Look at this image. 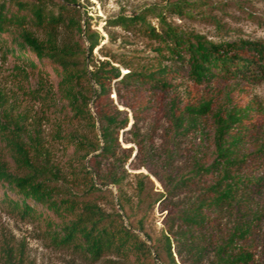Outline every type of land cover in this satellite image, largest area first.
Masks as SVG:
<instances>
[{"label": "trees", "instance_id": "trees-1", "mask_svg": "<svg viewBox=\"0 0 264 264\" xmlns=\"http://www.w3.org/2000/svg\"><path fill=\"white\" fill-rule=\"evenodd\" d=\"M116 28L162 45L150 52L125 50L115 44L119 37ZM104 29L107 41L102 43L104 36L91 27L80 0H0V45L16 47L17 57L32 70L43 73L45 66H51L57 78L53 88L40 74L36 87L28 91L40 103L41 115L18 110L15 103L7 106L0 90V141L13 163L12 168L0 158V184L6 189L4 204L22 217L44 220L54 247L70 249L92 263L113 255L125 264H156L155 259L161 264H176L173 244L177 242L179 254L185 251L189 264H201L210 246L214 256L209 264H248L253 255L240 242L251 236L257 215L235 222L224 233L218 231L214 239H206L204 232L224 211L239 205L248 208L250 194L264 182V125L261 141L247 153L248 108H237L230 99L217 107L211 98L197 100L190 96L182 106L173 101V134L203 131L202 124L210 120L211 150L207 159L196 150L186 173L175 178L166 174L165 192L185 189L206 176L211 180L168 217L164 229L153 232L150 215L163 193L154 197L147 194L143 173L128 180L123 166L130 153L123 151L118 156L116 150L120 147L118 135L128 126L129 117L113 103L111 93L114 90L119 99L127 94L135 101L143 90L154 96L157 91L174 87L173 81L185 75L182 69L196 85L213 80L260 83L264 81V43L242 39L213 42L199 34H178L168 25L162 35L146 21L145 12L110 18ZM94 50L101 57H95ZM149 107V99L133 106L135 121L131 128L138 144L136 122L139 113ZM57 109L63 119L55 123L54 138L71 145L75 160L80 162L79 168L69 172L71 181L79 180L75 182L79 194L71 191L70 180L46 146L43 120H48V111ZM89 155L87 169L83 161ZM250 157H254L256 169L244 168ZM109 184L116 188L118 208L112 191L103 189ZM127 186L131 195L126 192ZM104 197H110L111 210L101 204ZM50 214L59 220L53 221ZM3 252V264L25 263L22 248L15 252L7 246Z\"/></svg>", "mask_w": 264, "mask_h": 264}, {"label": "rangeland", "instance_id": "rangeland-1", "mask_svg": "<svg viewBox=\"0 0 264 264\" xmlns=\"http://www.w3.org/2000/svg\"><path fill=\"white\" fill-rule=\"evenodd\" d=\"M80 2L89 16L91 27L104 36L102 43L107 41L104 29L106 20L120 14L131 16L140 12H145L146 21L162 35L168 25L178 34H199L213 42L242 39L260 40L264 43V0H80ZM148 8L153 10L145 11ZM80 11H83V8ZM116 31L119 37L115 44L122 46L125 50L137 49L150 52L153 47L162 45L161 42L150 40L133 32H124L120 28H116ZM7 49L12 50L13 53ZM17 56H19L18 49L12 47L10 43L0 45V90L8 101L7 106L15 103L18 110L28 109L31 115L36 113L41 115L40 103L33 100L28 91L36 87L40 74L45 82L55 88L57 78L54 70L49 65L45 66L46 72L43 73L32 70ZM94 56L101 57L97 50H94ZM30 57L33 58L32 55ZM181 71L185 75L173 81L174 87L157 91L154 96L143 90L138 93L137 102L127 94L119 99L114 90L111 93L113 103L120 110L127 111L129 117L128 126L118 135L120 147L116 150L118 156H121L123 151L126 154L130 153L123 166L129 174L128 180L131 182L134 180V174L143 173L146 176L147 194L154 197L158 192L163 193L150 215L149 227L153 232L164 229L168 217L175 214L183 202L195 196L199 189L211 180L210 176H206L200 182L193 181L185 189H179L172 194L165 192L166 174L175 178L186 173L193 164L196 150H200L205 159L208 158L211 150L212 124L210 120L202 124L203 131L191 129L183 134H173L170 114L173 101L179 102L182 106L190 96L197 100L211 98L214 107H217L227 104L230 99L237 105V108H248L250 113L247 122L249 135L244 146L247 153L255 149L263 135L264 81L246 84L239 81L213 80L196 85L187 78L185 69ZM122 72L126 70L122 69ZM148 99L150 100L149 109L142 110L136 122L138 144L135 142L131 128L135 121L132 115L133 106L138 102L146 103ZM89 107L93 112L91 104ZM52 111L46 113L48 120H43L46 146L50 149L54 162L67 180H70L68 186L71 191L79 194L80 187L75 184L79 180L71 181L72 177L69 172L72 168H79L80 162L75 160L71 145L54 138L55 123L63 119V114L58 109L55 112ZM96 131L98 132V128ZM91 155L83 161L87 169H90L88 158ZM0 158L6 160L13 168L9 152L4 142L1 141ZM253 159L254 157L248 158L244 163V168L256 169ZM105 188L112 191L113 203L118 208L115 199L116 188L110 184L103 187ZM5 192L6 189L0 184V264H3L5 260L3 250L7 246H11L15 252L22 248L25 256L24 264H125L113 255L103 256L99 261L92 263L70 249L54 247L50 242L46 222L31 217H22L19 213L10 211L3 202ZM126 192L131 195L132 190L129 186L126 187ZM7 194L15 197L11 192ZM249 201L248 208L239 205L224 211L205 230L204 235L208 240L209 238L214 239L218 231L224 233L235 222L250 220L252 215H257L258 219L252 227L251 236L240 243L245 251L253 255V259L248 264H264V182L250 194ZM101 202L106 210H111L110 197H104ZM39 210L43 209L39 208ZM50 218L53 221L59 220L51 214ZM179 250L180 246L174 242L173 252L176 264H189L190 259L187 253L182 251L179 254ZM152 255L155 256L154 253ZM213 256V249L210 246L201 264H209ZM155 263L161 264L156 259Z\"/></svg>", "mask_w": 264, "mask_h": 264}, {"label": "water", "instance_id": "water-1", "mask_svg": "<svg viewBox=\"0 0 264 264\" xmlns=\"http://www.w3.org/2000/svg\"><path fill=\"white\" fill-rule=\"evenodd\" d=\"M77 7H79L80 8V6L79 5H77ZM81 9V8H80ZM87 68H88V70H89V65L87 64ZM90 81H91V83L93 84L94 82H93V80L90 78ZM96 126H98V124H96ZM97 153V152H96ZM124 224L127 226V221H126V219L124 218ZM137 233H139L140 234V236L142 237V238H144L145 239V237L143 236V234L140 232V231H136ZM148 243H149V241H148ZM156 261H158L157 259H156Z\"/></svg>", "mask_w": 264, "mask_h": 264}]
</instances>
